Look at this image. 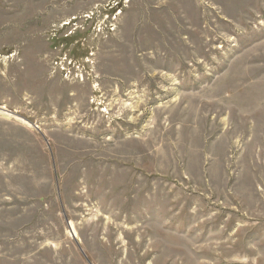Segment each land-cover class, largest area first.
<instances>
[{
  "label": "rangeland",
  "instance_id": "1",
  "mask_svg": "<svg viewBox=\"0 0 264 264\" xmlns=\"http://www.w3.org/2000/svg\"><path fill=\"white\" fill-rule=\"evenodd\" d=\"M0 264H264V0H0Z\"/></svg>",
  "mask_w": 264,
  "mask_h": 264
}]
</instances>
